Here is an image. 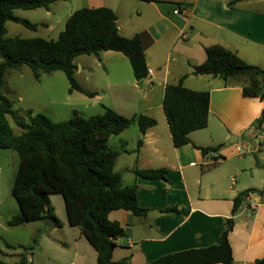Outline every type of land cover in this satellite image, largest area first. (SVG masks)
<instances>
[{"label": "crops", "instance_id": "0c3cea01", "mask_svg": "<svg viewBox=\"0 0 264 264\" xmlns=\"http://www.w3.org/2000/svg\"><path fill=\"white\" fill-rule=\"evenodd\" d=\"M67 1L54 4L47 11L52 19L39 26L53 35L57 32L59 38L76 10L111 9L122 36L141 37L148 70L152 71L139 87L131 65L128 67L129 60L121 53L102 52L75 61V75H82L87 68L106 72L98 87L83 85L88 83V76H83V83L78 81L83 90L95 94H82L85 110L101 109L95 112L101 114L103 107H108L127 118L143 115L157 122L145 134L134 123L108 141L109 148L119 152L115 172L122 174V185H137L138 202L148 211L143 217L124 210L109 214V219L118 222L126 233L125 238L117 240L113 259L150 264L177 252L218 245L232 217L233 200L253 190L234 216L230 242L234 264H257L264 258V196L256 194L264 190V121L258 123L264 101L245 96L242 82L226 83L199 75L194 67L206 61L209 47L219 45L264 69V0H76L63 14L55 11L58 6L63 9ZM177 9L179 13H175ZM181 80L187 89L210 93L209 122L207 128L189 135L191 143L175 147L163 100L166 88ZM74 113L80 115L76 109ZM216 147L218 151L206 155L199 150ZM0 157L6 161L0 166V252L11 259L5 263L14 264L23 253L8 249L5 243L28 245L17 240V234L29 224H7L19 212L12 189L20 158L13 150L0 153ZM159 169L167 170L166 180L143 179L135 174L137 170ZM50 200L61 224L57 227L54 222L50 233L59 230L61 235L51 240V234H46L47 240L70 250L71 264H97L96 250L80 228L70 225L63 195L52 194ZM44 236L43 231L29 255L32 264L31 257L44 246Z\"/></svg>", "mask_w": 264, "mask_h": 264}, {"label": "trees", "instance_id": "16d2710c", "mask_svg": "<svg viewBox=\"0 0 264 264\" xmlns=\"http://www.w3.org/2000/svg\"><path fill=\"white\" fill-rule=\"evenodd\" d=\"M61 1L66 0H0V150H13L20 158L12 189L19 212L7 224L19 227L51 219L57 227H61L50 200L52 194H61L70 225L80 228L96 250L97 264H127V260L113 259L116 242L125 238L126 233L118 222L109 219V214L124 210L143 217L148 211L138 202L137 185H122V174L115 172L119 152L109 148L108 141L134 123L145 134L157 125L156 120L143 115L127 118L108 107H103L101 114L87 118L76 114L59 122L32 111H28V117H25L14 109V102L3 93L6 76L11 71L28 67L36 80H40L43 74L61 71L69 82L70 93L76 91L94 97L95 94L86 92L79 85L75 59L109 51L121 53L129 60L137 81L148 77L141 37L122 36L116 14L105 7L76 10L68 18L57 40L7 37L10 22L30 30L39 26L18 17L16 11H49ZM206 54V61L194 67L196 74L210 75L226 83L242 82L245 96L260 97L264 101V69L248 64L219 45L209 47ZM210 98L207 91L196 92L185 88L182 80L178 85L166 88L163 108L175 147L191 143L189 135L192 132L207 128ZM9 119L22 131L20 134L14 132ZM263 121L264 111L259 125ZM141 144L140 140L139 146ZM199 150L206 155L218 151V148ZM135 174L143 179L166 180L167 170H137ZM251 193L254 191H245L233 200L232 217L227 220L218 245L177 252L150 264H234L230 242L234 216ZM37 243L34 239L33 247L23 248L20 260L14 264H32L29 255H32ZM5 246L19 249L8 243ZM0 264L7 263L0 259ZM257 264H264V258Z\"/></svg>", "mask_w": 264, "mask_h": 264}, {"label": "rangeland", "instance_id": "374dc122", "mask_svg": "<svg viewBox=\"0 0 264 264\" xmlns=\"http://www.w3.org/2000/svg\"><path fill=\"white\" fill-rule=\"evenodd\" d=\"M72 1L76 0H68L66 3H63L65 5L63 9H60L61 6H58L57 8H55V11L63 14L66 9L73 8L72 5H75V2ZM16 15L37 24H41L52 19V16L49 15L45 9L28 11L18 10L16 12ZM56 15L59 16L57 13ZM55 34L56 35L49 33L44 27L41 26H38L36 30H30L20 24L10 22L8 24L7 37H20L27 39H57V32H55ZM85 57L86 56L78 57L77 59H75L76 63L87 59ZM128 67L130 68V64H128ZM105 73L106 72L104 69H95L89 71L87 68L85 72L82 73V75L77 73L76 79L77 81L83 83V76H88V83H83V85L88 86L89 88L98 87L101 83V78L104 77ZM69 89V82L63 72L56 71L51 74H43L40 80H36L33 77L31 70L28 67H25L21 71H11L6 76L3 93L5 96H7L8 99L14 102V109L20 111L21 115L25 117H28V111H32L33 114L43 113L50 117L52 120L58 122L65 121L73 117L75 115V109L80 112V116H91L96 114L95 112H99L101 110H85L82 101L83 95L79 92L70 93ZM99 94H101V92H99ZM9 120L14 132L16 134H20L22 131L13 123L11 119ZM5 151L7 150L1 149L0 153H5ZM4 164H6V161L2 157H0V166L2 167ZM6 168L9 169V167ZM7 186L8 184L2 186L3 193L1 194V196H4V191ZM37 223H31L25 226L22 232L17 234V240H20L22 244L30 245L19 247L18 252H23V248L33 247V240L37 239L38 241V239L41 238V232L44 231L45 236L44 238H42V240L44 241V246L42 250H36L35 252L37 254L31 257L34 260V264H71L73 256L71 255L70 250H64L63 248L57 247L55 246V244L47 240L48 237H46V234H51V240H54L57 236L61 235L59 230L55 231L53 234L50 233V230L52 229L45 225V221ZM29 236H33L32 241L29 240ZM35 249L36 246L32 249V253ZM0 259L4 262L11 261V259L2 255L1 252Z\"/></svg>", "mask_w": 264, "mask_h": 264}, {"label": "water", "instance_id": "95a60500", "mask_svg": "<svg viewBox=\"0 0 264 264\" xmlns=\"http://www.w3.org/2000/svg\"><path fill=\"white\" fill-rule=\"evenodd\" d=\"M138 86H139V87L143 86V81H139ZM256 194H257L258 196H261V195H262L261 191H256ZM45 225L48 226V227H50V228L53 227V220H51V219H46V220H45Z\"/></svg>", "mask_w": 264, "mask_h": 264}, {"label": "built area", "instance_id": "2783aa9c", "mask_svg": "<svg viewBox=\"0 0 264 264\" xmlns=\"http://www.w3.org/2000/svg\"><path fill=\"white\" fill-rule=\"evenodd\" d=\"M179 10H180V9H177V10L175 11V13H179ZM151 74H152V71H149V70H148V75H151Z\"/></svg>", "mask_w": 264, "mask_h": 264}]
</instances>
